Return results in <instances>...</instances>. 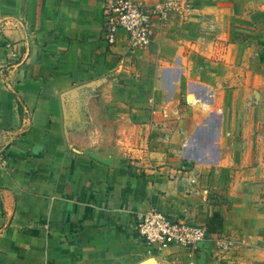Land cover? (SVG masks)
Here are the masks:
<instances>
[{"label": "crops", "instance_id": "1", "mask_svg": "<svg viewBox=\"0 0 264 264\" xmlns=\"http://www.w3.org/2000/svg\"><path fill=\"white\" fill-rule=\"evenodd\" d=\"M186 1L130 53L102 38V0H0V264H138L150 204L234 241L169 261L264 264V0ZM82 84L124 155L70 138Z\"/></svg>", "mask_w": 264, "mask_h": 264}, {"label": "built area", "instance_id": "2", "mask_svg": "<svg viewBox=\"0 0 264 264\" xmlns=\"http://www.w3.org/2000/svg\"><path fill=\"white\" fill-rule=\"evenodd\" d=\"M102 5V38L112 47L124 37L130 53L147 48L157 27L173 13L191 9L186 0H158L151 4L137 0H102ZM134 235L148 254L173 245L196 250L207 239L213 240L221 250L234 245L228 235L210 232L207 225L185 216L167 214L154 204L136 212Z\"/></svg>", "mask_w": 264, "mask_h": 264}, {"label": "rangeland", "instance_id": "3", "mask_svg": "<svg viewBox=\"0 0 264 264\" xmlns=\"http://www.w3.org/2000/svg\"><path fill=\"white\" fill-rule=\"evenodd\" d=\"M88 85H80L66 97V129L70 138L78 142L80 150L94 152L100 156L124 155L119 140L122 136V121L116 116L107 115L108 104L98 96L89 101ZM125 147V146H124ZM138 264H177L169 261L162 251L147 253Z\"/></svg>", "mask_w": 264, "mask_h": 264}, {"label": "trees", "instance_id": "4", "mask_svg": "<svg viewBox=\"0 0 264 264\" xmlns=\"http://www.w3.org/2000/svg\"><path fill=\"white\" fill-rule=\"evenodd\" d=\"M208 228H209L210 232H215V230H214V228L212 226H209Z\"/></svg>", "mask_w": 264, "mask_h": 264}]
</instances>
